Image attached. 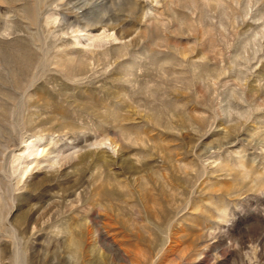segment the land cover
<instances>
[{
  "label": "rangeland",
  "instance_id": "rangeland-1",
  "mask_svg": "<svg viewBox=\"0 0 264 264\" xmlns=\"http://www.w3.org/2000/svg\"><path fill=\"white\" fill-rule=\"evenodd\" d=\"M0 264H264V0H0Z\"/></svg>",
  "mask_w": 264,
  "mask_h": 264
},
{
  "label": "bare ground",
  "instance_id": "bare-ground-1",
  "mask_svg": "<svg viewBox=\"0 0 264 264\" xmlns=\"http://www.w3.org/2000/svg\"><path fill=\"white\" fill-rule=\"evenodd\" d=\"M29 145H31V144H29Z\"/></svg>",
  "mask_w": 264,
  "mask_h": 264
}]
</instances>
